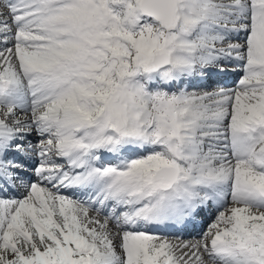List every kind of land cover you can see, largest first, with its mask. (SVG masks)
<instances>
[{
	"label": "snow or ice",
	"instance_id": "1",
	"mask_svg": "<svg viewBox=\"0 0 264 264\" xmlns=\"http://www.w3.org/2000/svg\"><path fill=\"white\" fill-rule=\"evenodd\" d=\"M0 264H264V0H0Z\"/></svg>",
	"mask_w": 264,
	"mask_h": 264
},
{
	"label": "bare ground",
	"instance_id": "2",
	"mask_svg": "<svg viewBox=\"0 0 264 264\" xmlns=\"http://www.w3.org/2000/svg\"><path fill=\"white\" fill-rule=\"evenodd\" d=\"M29 138L34 139V138H36V137L33 135V136L29 137ZM20 159H21L22 162H23L25 165H27L29 168L33 165L34 160H35V158H32V159H24L23 157H21ZM23 175L26 177V176H28L29 174H28V172H25ZM28 178L31 179V180L33 181L36 177H35V175H34L33 173H31V174L29 175ZM13 192H14V196H17V197H20V196L23 195V192H22V191H19V190H17V189H16V190H13ZM214 212H215V210H212V211L210 212V215L208 216V218L206 219V222H205L204 224H201L200 226H198L197 229H190V230L186 231V232L184 233V236L190 235V234H192V233H194V232H196V231L199 232V236H200L201 233L203 232L204 228H205V227L211 222L210 220L212 219L211 217L213 216V213H214ZM210 224H211V223H210ZM208 227H209V226H208ZM206 230L208 231V228H207ZM154 231H157V232H168V233H173V232H175L174 230H172V231H165V230H157V229H154Z\"/></svg>",
	"mask_w": 264,
	"mask_h": 264
},
{
	"label": "rangeland",
	"instance_id": "3",
	"mask_svg": "<svg viewBox=\"0 0 264 264\" xmlns=\"http://www.w3.org/2000/svg\"><path fill=\"white\" fill-rule=\"evenodd\" d=\"M215 88V87H214ZM31 141H35L36 140V138H34V139H31V138H29ZM33 165H34V163H33ZM32 165V166H33ZM31 166V167H32ZM28 172H31L30 170L28 171ZM22 189V188H21ZM17 190H19V191H22L23 192V189L22 190H20V189H17ZM62 194H65V195H68L66 192H64V191H62ZM70 196V195H69ZM214 218H215V214H214V216L212 217V219L210 220L211 222L210 223H212V221L214 220ZM210 223L204 228V230H203V232L201 233V237L203 236V234L205 233V232H207V228H208V226L210 225ZM159 235H162V234H159ZM162 236H166V235H162ZM199 235L198 236H190V237H188V238H186V239H184L185 241H195V240H198V239H200L201 237H200ZM171 237H173V236H169V238H171Z\"/></svg>",
	"mask_w": 264,
	"mask_h": 264
}]
</instances>
